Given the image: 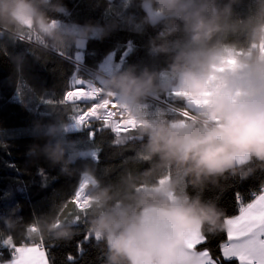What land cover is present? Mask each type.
<instances>
[{"label":"clouds","instance_id":"obj_1","mask_svg":"<svg viewBox=\"0 0 264 264\" xmlns=\"http://www.w3.org/2000/svg\"><path fill=\"white\" fill-rule=\"evenodd\" d=\"M123 5L143 10L141 26L160 28L148 51L164 56L166 67H101L93 74L100 92L92 107L98 109L96 121L107 108L125 124L133 122L131 129L119 123L103 128L115 134L111 143L118 149L131 147L135 138L133 160L149 166L125 169L108 183L91 165L73 167L85 157L96 160L98 150L67 138L82 125L74 106L61 101L52 108L58 113L54 121L34 122L31 134L45 143L32 145L29 155L45 157L62 175L79 173L74 195L82 188L80 200L87 203L80 209L62 201L28 224L0 217L6 229L0 232L4 241L18 232L34 241L69 242L84 224L88 238L101 246L104 264H202L203 250L193 240L206 241L228 227L224 210L203 199V191L222 187L228 177L264 172V0H123ZM52 14L71 15L62 0H0V38L28 43V52L39 59L84 50L118 27L115 19L81 25ZM12 60L19 71L24 56ZM161 97L171 102L153 108L151 102ZM0 264H14V257Z\"/></svg>","mask_w":264,"mask_h":264},{"label":"trees","instance_id":"obj_2","mask_svg":"<svg viewBox=\"0 0 264 264\" xmlns=\"http://www.w3.org/2000/svg\"><path fill=\"white\" fill-rule=\"evenodd\" d=\"M70 16L52 14L54 19L74 21L78 24L99 23L105 25L118 21V27L103 39L90 40L81 57L79 49L64 53L50 52L37 59L28 52L30 45L22 41L0 38V217L12 215L23 224L30 223L35 216L47 213L54 204L64 201L71 206L74 190L79 182V173L69 177L62 175L59 166H52L43 156L32 157L30 148L43 145L45 140L31 134L34 122L50 123L58 113L53 106H60L64 95L71 88V80L78 69L81 74H92L98 70L111 52L115 65L121 70L129 65L138 70L148 67L160 71L166 67L164 56L155 57L148 51V42L160 31L159 27L141 26L139 20L145 15L135 6L124 7L123 0H62ZM240 11H244L241 9ZM22 54L24 63L17 70L13 56ZM79 58V59H78ZM153 100L151 106L166 107L171 101ZM82 110L90 103L78 102ZM71 105V102H68ZM98 121H93V125ZM94 127L73 130L67 136L77 141L82 149H97L96 160L90 156L77 161L73 167L83 169L85 164L96 169L98 178L114 182L125 170L142 171L149 165L133 160L138 142L133 139L131 147L118 149L111 141L115 135L91 136ZM106 129L98 133H108ZM222 187L209 185L201 194L205 200H214L224 210L225 218L239 212L240 207L250 202L264 189V172L257 171L247 178L240 176L222 180ZM189 194L196 191L188 188ZM80 232L69 242L50 240L34 241L28 237L11 233L10 238L17 246L39 244L45 249L49 264H104L105 257L100 245L88 238L86 227L79 224ZM0 230H5L0 220ZM227 239L226 228L218 235L209 237L200 248H207L215 259L222 258V245ZM0 232V261L13 259L14 249L4 243ZM228 260L224 264H232Z\"/></svg>","mask_w":264,"mask_h":264},{"label":"snow or ice","instance_id":"obj_3","mask_svg":"<svg viewBox=\"0 0 264 264\" xmlns=\"http://www.w3.org/2000/svg\"><path fill=\"white\" fill-rule=\"evenodd\" d=\"M74 83L81 85L83 81L77 80ZM80 88H83V92L78 90ZM99 92V89L92 86L73 87V90L65 93L62 102H71L79 113L77 123L88 126L90 124L89 118L97 119L95 114L98 109L92 107V105L96 103ZM78 102L86 104L90 102L91 106L87 107L86 110H82ZM105 103L107 104V102ZM184 115L187 117L188 113L185 112ZM114 117H117L114 110L110 111L106 108L104 115L100 116L97 121L101 122L102 127L105 124L112 126L116 123H119L120 127L125 129H131L133 126L131 121L125 124L122 120H115ZM81 195L82 188L75 193L70 203H74L80 209H83L87 201L81 202ZM225 223L228 226L227 242L220 245L222 258L214 259L209 250H203L202 256L204 259L202 264H224L233 257L239 261V264H264V194L256 196L254 202L248 203L246 207H240L239 215L226 219ZM204 242L201 238L193 240V243L198 246ZM4 243L14 249V264H47L45 253L40 250L38 245L17 246L11 239Z\"/></svg>","mask_w":264,"mask_h":264},{"label":"rangeland","instance_id":"obj_4","mask_svg":"<svg viewBox=\"0 0 264 264\" xmlns=\"http://www.w3.org/2000/svg\"><path fill=\"white\" fill-rule=\"evenodd\" d=\"M81 54H82V50H78V52H77V57H81ZM78 58V59H79ZM109 63H111V65L114 67L115 66V61H114V53L113 52H111V53H109L108 55H107V57L104 59V61L102 62V67H105V66H107ZM77 76H81L80 78H81V81H83V83H88L90 80H87L88 78H89V76L87 75V76H83V75H78L77 74ZM76 76V77H77ZM76 77H74V79L72 78V80H71V86H72V88L73 87H75V86H79V85H76L75 83H74V81H75V79H76ZM81 84V85H84V84ZM158 100H160V99H158ZM161 101V100H160ZM88 103H90V102H88ZM89 106H91V103L89 104ZM88 106V107H89ZM114 119L115 120H117V121H120L122 118L121 117H119V116H117V117H114ZM89 120H90V124L88 125V126H81L80 128H82V127H94V128H92L91 129V131H90V134H91V136H97V135H115L113 132H111L110 130H108V129H106V130H108L109 132L108 133H98V131L99 130H102V129H105V128H103L102 126H101V122H99V124L97 125H93V121H96L94 118H89Z\"/></svg>","mask_w":264,"mask_h":264},{"label":"crops","instance_id":"obj_5","mask_svg":"<svg viewBox=\"0 0 264 264\" xmlns=\"http://www.w3.org/2000/svg\"><path fill=\"white\" fill-rule=\"evenodd\" d=\"M262 194H264V189L261 190L258 194H256L255 197H254L250 202H248V203H252V202H254L256 196H258V195H262ZM248 203H247V204H248ZM247 204L243 205V207H246ZM237 215H239V212H237V213L234 214V215L228 216V217H226L225 219L234 218V217L237 216ZM226 230H227V227H226ZM225 242H227V239H226ZM225 242H224V243H225ZM33 245H38V246L40 247V250H42V251L45 253V257H46V259H47V264H49V260H48L47 253H46L45 249L42 248L39 244H34V243H33V244H27L26 246H33ZM23 246H25V245H23ZM201 249H202V250H208L207 248H201ZM210 255L212 256L211 252H210ZM212 257H213V256H212ZM213 258H214V257H213ZM214 259H215V258H214ZM231 259L233 260V263H232V264H239V261H238L235 257H233V258H231ZM231 259H230V260H231ZM0 262H2V261H0Z\"/></svg>","mask_w":264,"mask_h":264},{"label":"built area","instance_id":"obj_6","mask_svg":"<svg viewBox=\"0 0 264 264\" xmlns=\"http://www.w3.org/2000/svg\"><path fill=\"white\" fill-rule=\"evenodd\" d=\"M90 71L92 72V74L90 73V74H88V76H89V78L87 79V80H90L88 83H83L84 85H79V87H88V86H98V82L97 81H95V79H94V76H93V74L97 71V70H93V69H90ZM77 74L78 75H83V74H81V69H78L76 72H75V74L73 75V79H74V77H76L77 76ZM83 76H85V75H83ZM81 77V76H80ZM75 87H77V86H75ZM69 90H73V88H72V86H71V88L69 89ZM161 101H165V98H163V97H161V98H159ZM13 253H14V251H13Z\"/></svg>","mask_w":264,"mask_h":264},{"label":"bare ground","instance_id":"obj_7","mask_svg":"<svg viewBox=\"0 0 264 264\" xmlns=\"http://www.w3.org/2000/svg\"><path fill=\"white\" fill-rule=\"evenodd\" d=\"M114 110V109H113Z\"/></svg>","mask_w":264,"mask_h":264}]
</instances>
